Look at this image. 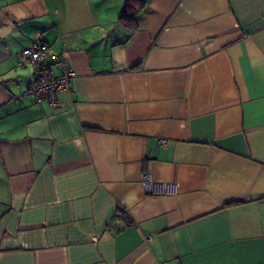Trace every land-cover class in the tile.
I'll return each mask as SVG.
<instances>
[{
	"label": "crops",
	"instance_id": "crops-1",
	"mask_svg": "<svg viewBox=\"0 0 264 264\" xmlns=\"http://www.w3.org/2000/svg\"><path fill=\"white\" fill-rule=\"evenodd\" d=\"M125 1L0 0V264H264V0Z\"/></svg>",
	"mask_w": 264,
	"mask_h": 264
},
{
	"label": "built area",
	"instance_id": "built-area-1",
	"mask_svg": "<svg viewBox=\"0 0 264 264\" xmlns=\"http://www.w3.org/2000/svg\"><path fill=\"white\" fill-rule=\"evenodd\" d=\"M18 66L23 68L30 65L36 74L27 88V94L35 102H47L57 106L59 94L70 90L74 76L67 61L60 55L53 54L46 42L35 40L18 54ZM165 145V140H160ZM141 185L146 195L174 196L179 190L177 182H156L149 175L141 176Z\"/></svg>",
	"mask_w": 264,
	"mask_h": 264
},
{
	"label": "trees",
	"instance_id": "trees-1",
	"mask_svg": "<svg viewBox=\"0 0 264 264\" xmlns=\"http://www.w3.org/2000/svg\"><path fill=\"white\" fill-rule=\"evenodd\" d=\"M145 6L146 3L143 0H126L119 22L132 31L136 30L138 15Z\"/></svg>",
	"mask_w": 264,
	"mask_h": 264
}]
</instances>
